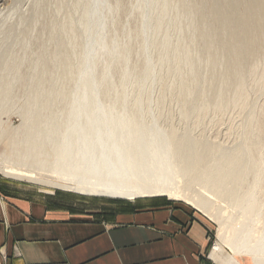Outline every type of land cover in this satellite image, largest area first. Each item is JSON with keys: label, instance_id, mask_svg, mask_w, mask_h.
I'll return each mask as SVG.
<instances>
[{"label": "bare ground", "instance_id": "obj_1", "mask_svg": "<svg viewBox=\"0 0 264 264\" xmlns=\"http://www.w3.org/2000/svg\"><path fill=\"white\" fill-rule=\"evenodd\" d=\"M263 94L264 0H0V175L179 195L216 224L214 264H264ZM234 112L225 141L196 133Z\"/></svg>", "mask_w": 264, "mask_h": 264}, {"label": "crops", "instance_id": "obj_2", "mask_svg": "<svg viewBox=\"0 0 264 264\" xmlns=\"http://www.w3.org/2000/svg\"><path fill=\"white\" fill-rule=\"evenodd\" d=\"M2 190L5 264H211L206 226L181 208L156 200L89 208L29 187Z\"/></svg>", "mask_w": 264, "mask_h": 264}, {"label": "rangeland", "instance_id": "obj_3", "mask_svg": "<svg viewBox=\"0 0 264 264\" xmlns=\"http://www.w3.org/2000/svg\"><path fill=\"white\" fill-rule=\"evenodd\" d=\"M24 4L21 5L22 10L27 9L26 6L28 4L27 3H24ZM258 103L262 104L264 106V94L262 96H260V99L258 98ZM173 114L175 116H177L176 113H172V115ZM235 115H236V113L234 112L232 114L229 113V114L224 115L222 117V119H219V120L217 119V120H214L212 122H210L209 120H206L205 122L207 124L205 123L206 124V125L204 124L205 126H202L201 128L196 129V133H199L203 128H206V129H204L205 135L207 137H209L211 140L216 141V142L225 141L228 138L225 135V132H227V130L229 128L234 129V125L236 127V125H237L236 123H240V121H241V119L238 117L236 118ZM228 116H232V117L229 118ZM174 118L175 119H173V123H177V118L176 117H174ZM8 119H9V122L11 124H13L14 126H16L20 123V120L15 113L10 114ZM4 120H6V119H4ZM231 121H232V123H231ZM228 136L230 137V139H233V137H234L233 134H232V136H230V135H228ZM53 180H57V178H53ZM68 183L71 184L72 182L69 181ZM2 186H8V187L12 186L13 188L29 187L35 193L38 192V193L43 194V195L54 196L58 199H61V200H64V201L70 203L72 206L74 205V206L89 207V208L101 207V206L102 207L103 206H110L111 204H114V203H116V205L117 204L118 205H131V204L135 205L139 201L156 200L157 202H161V204H168V205L183 209L184 211H186V212L190 213L191 215L195 216L196 218H198L206 226L208 237H209V243H210L209 248H208V253H209L211 247H213L215 242H216V230H217L216 224L213 221H211L209 218L205 217L203 214L199 213L192 206L186 204L185 201L179 197V195H177V196L174 195L175 199L174 198L173 199H167L166 197H161V198H151V199H138V200H135L133 202L123 201V200H110V199H105V198L84 197V196L77 195L75 193L64 192L61 190L57 191V190L50 189V188L32 185V184L27 183V182L25 183L22 181H15L12 179L4 178L2 175H0V187H1L0 193H2V195H4L3 190H2ZM262 189H263V187H262ZM262 191H264V189ZM263 204H264V200H263ZM263 204H262V209L264 208ZM227 211H231V210L229 209ZM263 211H264V209H263ZM222 252L223 253H221V256L223 258L228 257V256H232V252H231V250L228 249V247L222 248ZM3 256H4V253L1 252V250H0V264H5ZM235 258H237L239 260L238 257H235ZM240 261H241V259H240ZM246 261L247 262H244L243 264H245V263L246 264H252L249 258H247ZM210 263L213 264L211 261H210Z\"/></svg>", "mask_w": 264, "mask_h": 264}]
</instances>
